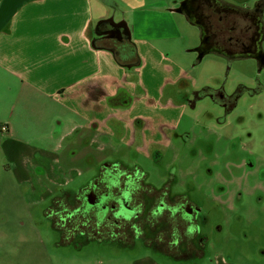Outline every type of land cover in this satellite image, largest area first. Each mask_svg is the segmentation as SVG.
<instances>
[{
	"label": "flooded vegetation",
	"instance_id": "flooded-vegetation-1",
	"mask_svg": "<svg viewBox=\"0 0 264 264\" xmlns=\"http://www.w3.org/2000/svg\"><path fill=\"white\" fill-rule=\"evenodd\" d=\"M108 14L94 35L104 37L113 24L126 27L119 7ZM121 37L126 42V32ZM122 43L114 48L129 51ZM230 71L202 86L183 77L166 86L160 99L166 121L157 126L129 115L141 89L109 97L117 113L101 132L90 125L71 148L77 156L85 144L84 170L50 181L55 186L40 201L27 198L23 214L31 226L44 220L57 234L56 249L106 251L81 264H264V131H239L232 123L243 110L259 107L264 85L231 88ZM185 115L191 118L186 123Z\"/></svg>",
	"mask_w": 264,
	"mask_h": 264
},
{
	"label": "crops",
	"instance_id": "crops-1",
	"mask_svg": "<svg viewBox=\"0 0 264 264\" xmlns=\"http://www.w3.org/2000/svg\"><path fill=\"white\" fill-rule=\"evenodd\" d=\"M114 1L121 6L122 17L129 25L123 27L126 37L124 31L121 33L126 38L124 49L135 51L141 65L127 68L117 60V52L105 47L106 38L109 43L116 40L117 45L120 37H102L94 44L93 29L103 23L111 10L105 0H0V69L19 83L15 84L18 99H23L24 104L19 110H10L8 117L35 123L39 105L52 108L49 113L53 114L48 123L41 120L39 131L32 132L31 141L24 142L27 148L20 152L21 157H26L23 169L27 175L18 181L29 185L26 193L29 200H39V184L45 181L44 177L57 182L67 174L79 175L84 170V161L80 159L85 156V144L77 156L71 154V148L85 139L90 125L94 124L98 127L96 132H101L105 129L104 121L117 113L116 106L108 103L109 97L116 99L122 91L135 86L141 89V100L129 113L130 117L149 118L153 126L166 121L160 104L163 90L177 83L186 69L173 79L169 76L172 72L162 70L153 61L150 64L141 53L137 28L133 29L134 34L131 32L130 15L132 9L181 14L176 8L184 0ZM117 27L121 26L113 24V29L106 31ZM39 99H44V103ZM49 101L52 106H46ZM12 128L9 126L5 132L1 125L2 145L15 142L6 136ZM73 131L79 132L62 145L61 140Z\"/></svg>",
	"mask_w": 264,
	"mask_h": 264
},
{
	"label": "rangeland",
	"instance_id": "rangeland-1",
	"mask_svg": "<svg viewBox=\"0 0 264 264\" xmlns=\"http://www.w3.org/2000/svg\"><path fill=\"white\" fill-rule=\"evenodd\" d=\"M224 1L252 9L259 0ZM130 19L131 32L133 33V29L137 28L141 53L150 64L153 61L162 70L172 72L169 74L171 78H177L176 75L186 69L179 75V80L181 77L188 78L191 86H202L211 82L215 75L225 74L227 60L224 57L209 54L198 63L197 52L185 51L197 48L201 44L200 29L192 25L185 15L132 9ZM196 62L198 64L195 65ZM192 65L195 66L193 69L190 68ZM258 80L264 85V70H259L255 59L236 60L229 74L228 85L234 88L238 83H242L254 87ZM15 81L13 76L0 69V123H2V131L5 132L9 131V126L13 127V131L6 136L7 139L15 140L14 143L6 142L7 146H5L2 145L3 138L0 139V264H81L84 260L96 262L99 258H104L106 251L89 247L82 251L80 245L76 248L56 249L53 245L57 234L43 224L44 220L39 219V228H34L27 219V214H23V209L27 205L26 193L29 189L18 181L20 177L27 175L23 169L26 157H21L20 152L27 148L24 142L31 141L34 136L32 132L39 131L41 120L48 123L53 119V114L49 113L52 108L39 105V117L35 123H26L17 118L10 120L8 117L10 110L15 108L19 110L24 105L23 99H18L19 92L15 84L19 83ZM43 98L46 100L45 97ZM44 99H39V102L44 103ZM256 101L260 102L257 109L243 110L240 114L237 112V116L232 119L233 125L239 131L248 129L255 134L258 133L259 128L264 131V92ZM49 103L46 106H52V102ZM64 112L66 113L65 109ZM44 113L48 115L42 118ZM18 114L16 112V116ZM247 118L252 121L249 125ZM182 119L186 123L191 118L185 115ZM31 129L33 131H30ZM261 148L259 153L264 156V138ZM43 179L46 187L39 184V201L46 191L50 188L52 190L55 186L50 182L49 177ZM63 228L64 226H60V229ZM105 256L108 258L113 254L107 253ZM170 264L174 262L170 261Z\"/></svg>",
	"mask_w": 264,
	"mask_h": 264
},
{
	"label": "water",
	"instance_id": "water-1",
	"mask_svg": "<svg viewBox=\"0 0 264 264\" xmlns=\"http://www.w3.org/2000/svg\"><path fill=\"white\" fill-rule=\"evenodd\" d=\"M109 8L121 6L114 0H105ZM176 12L185 15L190 23L200 29L201 44L189 51L198 53V60L201 61L206 55L216 54L224 57L227 62V70L232 69L235 60L255 59L260 64V70L264 68V2L252 9L232 5L224 0H184L180 2ZM126 28L128 21L124 22ZM123 27V25H119ZM96 27H99L98 25ZM125 29V28H124ZM109 31L104 38L112 36V39L119 38L118 45L122 43V31ZM129 32V29L127 30ZM97 32V28H95ZM118 35V36H117ZM94 44L98 43L102 35L95 34ZM116 41V40H115ZM115 41L109 43L105 40V47L117 52V60L121 63L140 64L137 53L133 50L121 53L114 48ZM126 42L122 43L120 49H124ZM119 51V52H118ZM121 53V54H120ZM131 56L127 59V56ZM125 56V58L123 57Z\"/></svg>",
	"mask_w": 264,
	"mask_h": 264
},
{
	"label": "built area",
	"instance_id": "built-area-1",
	"mask_svg": "<svg viewBox=\"0 0 264 264\" xmlns=\"http://www.w3.org/2000/svg\"><path fill=\"white\" fill-rule=\"evenodd\" d=\"M4 128V127H3Z\"/></svg>",
	"mask_w": 264,
	"mask_h": 264
}]
</instances>
